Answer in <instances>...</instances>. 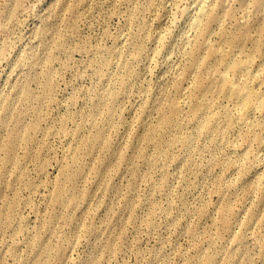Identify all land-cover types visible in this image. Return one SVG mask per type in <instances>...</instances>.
I'll list each match as a JSON object with an SVG mask.
<instances>
[{
  "label": "rangeland",
  "instance_id": "obj_1",
  "mask_svg": "<svg viewBox=\"0 0 264 264\" xmlns=\"http://www.w3.org/2000/svg\"><path fill=\"white\" fill-rule=\"evenodd\" d=\"M198 6L0 0V264H264V0Z\"/></svg>",
  "mask_w": 264,
  "mask_h": 264
},
{
  "label": "bare ground",
  "instance_id": "obj_2",
  "mask_svg": "<svg viewBox=\"0 0 264 264\" xmlns=\"http://www.w3.org/2000/svg\"><path fill=\"white\" fill-rule=\"evenodd\" d=\"M211 1L199 0L198 9L193 17L192 30L194 32L201 29L203 21L210 11ZM249 60V58H235L231 63L226 65L227 72L233 73L237 78L233 82L226 79L228 81V88L230 89L228 90V94L233 96L234 100L241 105V110L244 113L249 112L253 102L259 99L256 93L251 90V87L257 81L254 72L251 70V65H249L251 62ZM212 261L209 259V263Z\"/></svg>",
  "mask_w": 264,
  "mask_h": 264
}]
</instances>
